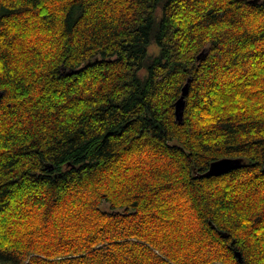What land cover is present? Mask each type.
Here are the masks:
<instances>
[{"label": "trees", "instance_id": "16d2710c", "mask_svg": "<svg viewBox=\"0 0 264 264\" xmlns=\"http://www.w3.org/2000/svg\"><path fill=\"white\" fill-rule=\"evenodd\" d=\"M263 67L264 0H0V264H264Z\"/></svg>", "mask_w": 264, "mask_h": 264}, {"label": "water", "instance_id": "95a60500", "mask_svg": "<svg viewBox=\"0 0 264 264\" xmlns=\"http://www.w3.org/2000/svg\"><path fill=\"white\" fill-rule=\"evenodd\" d=\"M205 56H206V51H203L198 56V61L203 59ZM189 85H190V80H188V82L183 87L182 96L180 97V99L176 103L175 115H176V119L179 123H183V120H184V110H185V105H186V97L189 93ZM2 96H3V93L0 92V100H1ZM233 163L234 162L230 161V160H222L220 162H217V163L212 165L211 173H223L224 171L229 170ZM263 171H264V167H263ZM236 255H237L239 261L243 262L242 261V255L239 252H237Z\"/></svg>", "mask_w": 264, "mask_h": 264}, {"label": "rangeland", "instance_id": "374dc122", "mask_svg": "<svg viewBox=\"0 0 264 264\" xmlns=\"http://www.w3.org/2000/svg\"><path fill=\"white\" fill-rule=\"evenodd\" d=\"M149 51H150V53L158 54V51H159V50H158V48H156L155 46H151L150 49H149ZM145 73H146V71L143 70V71L141 72V75L144 76Z\"/></svg>", "mask_w": 264, "mask_h": 264}, {"label": "bare ground", "instance_id": "6f19581e", "mask_svg": "<svg viewBox=\"0 0 264 264\" xmlns=\"http://www.w3.org/2000/svg\"><path fill=\"white\" fill-rule=\"evenodd\" d=\"M260 66H262V65H260ZM261 68V67H260ZM263 69H264V67H263Z\"/></svg>", "mask_w": 264, "mask_h": 264}]
</instances>
